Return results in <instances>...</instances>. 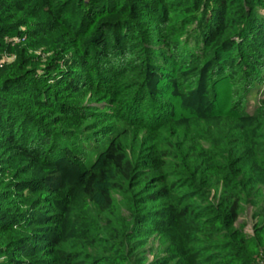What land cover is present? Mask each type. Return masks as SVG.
Here are the masks:
<instances>
[{
    "label": "trees",
    "instance_id": "1",
    "mask_svg": "<svg viewBox=\"0 0 264 264\" xmlns=\"http://www.w3.org/2000/svg\"><path fill=\"white\" fill-rule=\"evenodd\" d=\"M260 10L0 0V264H264Z\"/></svg>",
    "mask_w": 264,
    "mask_h": 264
},
{
    "label": "rangeland",
    "instance_id": "2",
    "mask_svg": "<svg viewBox=\"0 0 264 264\" xmlns=\"http://www.w3.org/2000/svg\"><path fill=\"white\" fill-rule=\"evenodd\" d=\"M259 12L264 13V10H260ZM264 75V72H263ZM224 80H220L217 83V86L220 90V96L218 98V107H221L224 110L229 109V97H230V89L229 86L223 82ZM264 97V84L256 83L250 90L247 95L246 101V109L248 112H252L256 107L258 99ZM252 208L251 206H247L242 214L237 218L236 224H240L243 226V229L246 233H253L254 226V218L252 216Z\"/></svg>",
    "mask_w": 264,
    "mask_h": 264
}]
</instances>
